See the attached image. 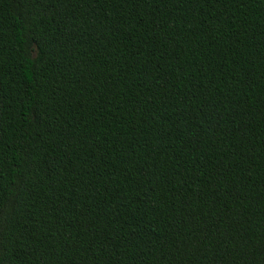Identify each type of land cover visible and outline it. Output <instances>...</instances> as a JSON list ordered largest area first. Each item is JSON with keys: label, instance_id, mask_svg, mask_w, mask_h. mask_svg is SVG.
I'll return each instance as SVG.
<instances>
[{"label": "trees", "instance_id": "trees-1", "mask_svg": "<svg viewBox=\"0 0 264 264\" xmlns=\"http://www.w3.org/2000/svg\"><path fill=\"white\" fill-rule=\"evenodd\" d=\"M0 264H264V0H0Z\"/></svg>", "mask_w": 264, "mask_h": 264}]
</instances>
